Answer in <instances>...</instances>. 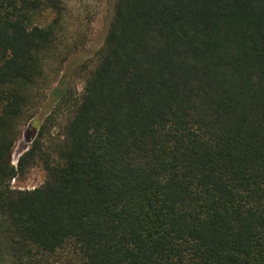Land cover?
Listing matches in <instances>:
<instances>
[{
  "label": "trees",
  "instance_id": "obj_1",
  "mask_svg": "<svg viewBox=\"0 0 264 264\" xmlns=\"http://www.w3.org/2000/svg\"><path fill=\"white\" fill-rule=\"evenodd\" d=\"M65 10L0 0V264H264V0L110 1L80 94Z\"/></svg>",
  "mask_w": 264,
  "mask_h": 264
},
{
  "label": "rangeland",
  "instance_id": "obj_2",
  "mask_svg": "<svg viewBox=\"0 0 264 264\" xmlns=\"http://www.w3.org/2000/svg\"><path fill=\"white\" fill-rule=\"evenodd\" d=\"M110 1L65 0L64 42L60 49L62 56L49 69L54 83L68 73L73 87L77 88L79 94L82 92L88 74V54H94L107 32ZM82 65L85 67L82 68ZM50 92H46L47 96ZM54 108L55 104L45 100L33 111V118L22 128L14 146L11 159L13 165H17L19 157L30 147L34 132ZM45 180V171L41 165H37L26 175L13 180L12 186L15 189L32 190L42 186Z\"/></svg>",
  "mask_w": 264,
  "mask_h": 264
}]
</instances>
